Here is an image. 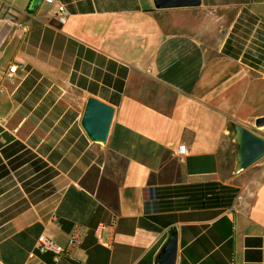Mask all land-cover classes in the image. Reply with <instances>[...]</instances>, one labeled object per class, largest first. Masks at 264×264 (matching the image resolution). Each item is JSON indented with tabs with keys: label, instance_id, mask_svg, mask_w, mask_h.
Instances as JSON below:
<instances>
[{
	"label": "crops",
	"instance_id": "obj_1",
	"mask_svg": "<svg viewBox=\"0 0 264 264\" xmlns=\"http://www.w3.org/2000/svg\"><path fill=\"white\" fill-rule=\"evenodd\" d=\"M28 3L0 0V262L157 264L175 234L177 264H264V162L225 165L232 123L264 135V0ZM92 95L116 109L104 144ZM76 226L58 260L36 249Z\"/></svg>",
	"mask_w": 264,
	"mask_h": 264
},
{
	"label": "water",
	"instance_id": "obj_2",
	"mask_svg": "<svg viewBox=\"0 0 264 264\" xmlns=\"http://www.w3.org/2000/svg\"><path fill=\"white\" fill-rule=\"evenodd\" d=\"M44 0H29L27 12L35 13L39 10ZM202 4V0H155L157 8L190 7ZM115 106L96 97L89 96L81 118V125L94 142L106 143L110 134L115 115ZM256 127H264V115L255 118ZM231 134L235 142V167L234 171H241L264 157V135L256 130L241 124L232 123ZM178 240L175 234H171L157 264H177ZM0 264H2L0 262Z\"/></svg>",
	"mask_w": 264,
	"mask_h": 264
},
{
	"label": "built area",
	"instance_id": "obj_3",
	"mask_svg": "<svg viewBox=\"0 0 264 264\" xmlns=\"http://www.w3.org/2000/svg\"><path fill=\"white\" fill-rule=\"evenodd\" d=\"M44 2L53 4L56 2V0H44ZM68 10L63 5L60 4L57 9V18L60 22H65L68 17ZM18 68V64L14 63L10 66L8 76L11 77L15 74L16 70ZM187 152V145L182 143L177 148V154L183 155ZM84 228L82 226H76L74 230L71 232V234L68 237L67 244L63 245L51 237L47 236L46 234H41L38 237L37 243H36V249L39 252L45 253L50 252L54 255L55 259L58 260L61 256H64L68 254L71 251V248L78 246L82 243L83 237H84ZM34 251L30 252V255H34Z\"/></svg>",
	"mask_w": 264,
	"mask_h": 264
},
{
	"label": "rangeland",
	"instance_id": "obj_4",
	"mask_svg": "<svg viewBox=\"0 0 264 264\" xmlns=\"http://www.w3.org/2000/svg\"><path fill=\"white\" fill-rule=\"evenodd\" d=\"M47 6H48V4H46V3L43 4V8H46ZM257 128H261V127H257ZM235 147H236L235 142L232 140V147L230 149V154H229L227 162L225 164L226 166H229V169H232L233 171H234L235 162H236V160H235ZM262 162H264V157H262L259 161H257L253 165H251L249 168H254L255 166H257V164H261ZM97 170H99V168L97 166H94L92 168L93 172H96Z\"/></svg>",
	"mask_w": 264,
	"mask_h": 264
},
{
	"label": "trees",
	"instance_id": "obj_5",
	"mask_svg": "<svg viewBox=\"0 0 264 264\" xmlns=\"http://www.w3.org/2000/svg\"><path fill=\"white\" fill-rule=\"evenodd\" d=\"M92 170V169H91ZM84 182V180H83ZM98 196L106 202L113 209L117 210L119 206L117 195L115 196L112 192L102 193L100 190L98 191Z\"/></svg>",
	"mask_w": 264,
	"mask_h": 264
}]
</instances>
